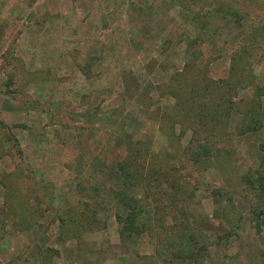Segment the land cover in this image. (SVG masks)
<instances>
[{"label": "rangeland", "instance_id": "obj_1", "mask_svg": "<svg viewBox=\"0 0 264 264\" xmlns=\"http://www.w3.org/2000/svg\"><path fill=\"white\" fill-rule=\"evenodd\" d=\"M261 144L264 0H0V264H264Z\"/></svg>", "mask_w": 264, "mask_h": 264}, {"label": "trees", "instance_id": "obj_2", "mask_svg": "<svg viewBox=\"0 0 264 264\" xmlns=\"http://www.w3.org/2000/svg\"><path fill=\"white\" fill-rule=\"evenodd\" d=\"M222 8L225 7H221L220 10L223 11ZM219 11V10H217ZM231 11V10H230ZM230 13V12H229ZM257 92V91H256ZM259 127V122L251 116V119L249 121H243L240 126L239 129L237 130L239 133H243L245 131H250V130H256ZM263 149V154H264V144L260 145V150ZM261 170L259 171V173L257 175L254 176L252 181H248V186L249 188L254 189V192L257 196V200L259 201L260 204H263V207H259L260 209L257 211L256 214H262V216L264 217V155L261 159V166H260ZM141 210V207L138 206L136 207V211ZM143 210V209H142ZM135 213H131V217L134 218Z\"/></svg>", "mask_w": 264, "mask_h": 264}]
</instances>
